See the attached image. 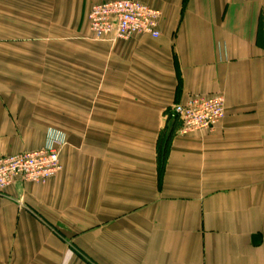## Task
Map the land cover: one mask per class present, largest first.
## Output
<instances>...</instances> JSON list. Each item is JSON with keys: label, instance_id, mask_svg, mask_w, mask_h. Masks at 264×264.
I'll list each match as a JSON object with an SVG mask.
<instances>
[{"label": "crops", "instance_id": "1", "mask_svg": "<svg viewBox=\"0 0 264 264\" xmlns=\"http://www.w3.org/2000/svg\"><path fill=\"white\" fill-rule=\"evenodd\" d=\"M109 0H0V157L61 169L0 192V264H264V0H138L156 38L95 40ZM222 94L213 131L170 113Z\"/></svg>", "mask_w": 264, "mask_h": 264}, {"label": "built area", "instance_id": "2", "mask_svg": "<svg viewBox=\"0 0 264 264\" xmlns=\"http://www.w3.org/2000/svg\"><path fill=\"white\" fill-rule=\"evenodd\" d=\"M161 13L138 0H109L94 4L88 13V28L95 40L128 39L133 35L159 36ZM171 117L178 122L181 135L213 131L225 115L222 94L193 95L173 105ZM60 142L42 148L0 157V192L19 180L43 183L61 169Z\"/></svg>", "mask_w": 264, "mask_h": 264}]
</instances>
